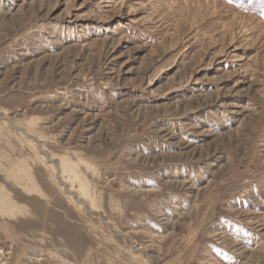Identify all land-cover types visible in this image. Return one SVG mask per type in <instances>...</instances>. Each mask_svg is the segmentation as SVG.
I'll use <instances>...</instances> for the list:
<instances>
[{
    "label": "rangeland",
    "instance_id": "obj_1",
    "mask_svg": "<svg viewBox=\"0 0 264 264\" xmlns=\"http://www.w3.org/2000/svg\"><path fill=\"white\" fill-rule=\"evenodd\" d=\"M0 264H264V0H0Z\"/></svg>",
    "mask_w": 264,
    "mask_h": 264
},
{
    "label": "bare ground",
    "instance_id": "obj_2",
    "mask_svg": "<svg viewBox=\"0 0 264 264\" xmlns=\"http://www.w3.org/2000/svg\"><path fill=\"white\" fill-rule=\"evenodd\" d=\"M61 163H62V162H61ZM65 165H66V164H65ZM68 168H69V167H68ZM68 168H67V170H68ZM67 170L65 169V171H67ZM72 171H73V169L70 167V168H69V172L72 173ZM75 177H77V176H75ZM60 182H61V184H64V181H63V182L60 181ZM71 195H72V194H71ZM5 198H6V197H5ZM2 199H3V198H2ZM6 199H7V198H6ZM6 199H4V202H2L3 204H5ZM12 210H13V209H12ZM14 211H15V210L12 211V214L15 213Z\"/></svg>",
    "mask_w": 264,
    "mask_h": 264
}]
</instances>
